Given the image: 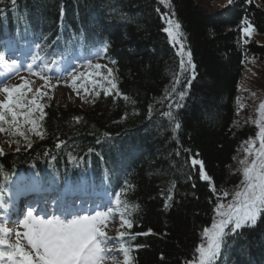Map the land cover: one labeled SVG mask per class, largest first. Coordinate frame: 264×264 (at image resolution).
<instances>
[{"label": "trees", "instance_id": "trees-1", "mask_svg": "<svg viewBox=\"0 0 264 264\" xmlns=\"http://www.w3.org/2000/svg\"><path fill=\"white\" fill-rule=\"evenodd\" d=\"M165 14L181 24L192 71L180 68L184 57L163 31ZM27 16L39 23L38 56L47 62L106 47L116 89L98 92L88 106L45 101L38 122L43 138L36 135L18 150L0 146L9 182L26 172L44 188L68 181L77 189L119 192L121 200L138 206L130 217L133 227L121 231L135 236L121 238L132 264H186L224 189L242 181L231 166L256 134L252 122L236 126L237 98L248 62L264 63V0H231L216 9L201 0H0V49L5 40L33 32ZM245 20L252 37L242 33ZM71 36L75 42L61 47ZM169 110L179 129L164 115ZM4 111L0 128L8 125ZM193 157L203 161L210 181L199 165L192 166ZM215 264H264V216L230 236Z\"/></svg>", "mask_w": 264, "mask_h": 264}, {"label": "snow or ice", "instance_id": "snow-or-ice-1", "mask_svg": "<svg viewBox=\"0 0 264 264\" xmlns=\"http://www.w3.org/2000/svg\"><path fill=\"white\" fill-rule=\"evenodd\" d=\"M164 2H167V0H164ZM12 3L14 4L15 0H12ZM229 3H231V0H229ZM169 7H171L170 4ZM164 19L167 27L163 31L168 34L172 42L179 44L180 56L187 57V60L182 58L180 61L182 72H187L195 66L191 62V53L184 51L185 46L181 42L184 37V33L181 31V24L171 19L167 14H165ZM244 23L248 26L242 28V33L250 35L252 26L248 24L247 20ZM101 51H106V47L101 49ZM37 59V57H33L32 64L27 65L29 70L32 69V65L36 63ZM55 63H57L55 60L50 63H44L40 70L50 69L51 64ZM87 63L91 64L92 61L88 60ZM0 66L19 71L17 60L9 62L3 54H0ZM96 67L100 68L101 65H96ZM75 79L76 77H73V82H75ZM176 79L174 77V81ZM188 85L190 86V80ZM115 87L116 85L113 84L112 88ZM3 91L8 93L9 103H0V108L6 109L7 112L11 113L12 121H16L18 113L14 105L18 104L19 101H13L12 92L7 87L3 88ZM171 91H175V87ZM40 95L43 96L44 94L41 92ZM177 95L182 100L186 92L181 91ZM123 99L134 103L127 95H124ZM10 104H13V107H10ZM181 106L179 102L176 104L177 108ZM24 107L27 110L19 115L23 116L25 122L31 125V129L43 138L42 132L37 131L38 121L30 119L32 109L35 108L40 112L39 119L43 120V107L35 99L30 102L26 101ZM260 110L261 120L256 121L260 126L258 134L260 147L256 150V159L250 163L248 162L247 155H251V148H248L245 149L247 153L245 159L240 161L241 165H244L241 170L244 177L242 181L243 187L232 194V200L227 204L221 200L215 205V217L211 226L203 229L201 242L195 248L193 259L187 261L186 264H215L230 236L238 235L245 227H254L258 219L264 216V122H262L264 121V103L260 104ZM6 114L5 111H0V122L6 119ZM164 115L173 121L175 129L180 128V123L176 120L171 110L164 113ZM75 119L77 122L80 120L79 117ZM3 130V128H0V131ZM19 135L27 138L24 132H20ZM108 135L105 133V136ZM60 143H63V141ZM59 146L60 144H57V147ZM29 147H31V144H29ZM254 147L255 141H252V148ZM0 153H2V149H0ZM191 164L193 167L196 165L200 166L204 180H211V177L203 172V161L193 157ZM10 179V175L4 172L3 166L0 165V213H4L0 214V264H105L106 259L110 258L112 253V249L108 247V244L110 241L114 242L115 240V238L108 236L104 231L109 218L118 214L122 221L121 226L133 227L130 217L138 206H130L127 200H121V193L118 192L115 193L114 206L105 207L103 210H95L92 214L81 215L69 210L62 212L61 215H52L45 218L44 215L37 214V210L34 207L29 206L22 214V219L18 220L24 231L9 230L3 221L9 219L14 206L13 202H11V192H7L8 202L5 201L7 191L5 186ZM212 190L215 192V187ZM222 195L227 197L229 193L225 191ZM171 200L172 195L169 194L165 207L169 206L168 202ZM125 216L129 218L125 219ZM125 235L135 239L134 235L126 234L125 232H120L119 238H123ZM13 236L15 237L14 240L12 239ZM121 250L125 254V264H131V258L128 255L129 249L122 246Z\"/></svg>", "mask_w": 264, "mask_h": 264}, {"label": "rangeland", "instance_id": "rangeland-1", "mask_svg": "<svg viewBox=\"0 0 264 264\" xmlns=\"http://www.w3.org/2000/svg\"><path fill=\"white\" fill-rule=\"evenodd\" d=\"M201 2H203V4H208L211 9H216L227 4L229 0H201ZM250 33L252 34L251 30ZM261 41H263V39ZM175 44L180 52L179 44ZM27 54H31V52ZM5 57L7 61L17 60L19 64V71H13L12 69L2 66L8 73L7 75L0 70L2 74L0 78V103H9V95L3 91L5 87L11 90L13 101H19L18 104L14 105L18 113L17 120L12 121L11 113L8 112V125L1 127L4 130L0 131V146L3 145L9 150L23 149L30 141L36 138L37 134L31 129V125L25 122L23 116L19 115L27 110L24 107L26 101L30 102L35 99L43 108L45 101L47 102L51 99L58 104L67 106H75L77 104L88 106L89 103L92 102L93 97L97 96L98 91H110L112 89L114 70L110 64H105V67H102L105 61L102 60L101 57L98 60V55L95 54L80 55L78 58H74L58 69L51 66L50 69H45L44 71L40 70L42 65L38 60L32 65V69L29 70L27 65L32 64L33 58L30 59L31 56H26V53L16 54L15 52H9ZM184 59L187 60V57L184 56ZM88 60H91L92 63L88 64ZM96 65H101V67L97 68ZM192 69L193 68H190V71H192ZM9 70H12L10 74L8 72ZM73 77H76L75 82H73ZM85 89H87V91H85ZM41 92L44 94L43 96L40 95ZM261 103H264V63L250 60L239 86L236 126H241L246 122H252L256 126V134L242 144L231 166L233 172H237L242 176V181L244 177L241 170L244 165H241L240 161L245 159L247 155L245 149L251 148V155H247L248 162L250 163L252 160L256 159V150L260 147L258 135L260 126L256 121L261 120ZM10 107H13V104H10ZM2 110L3 108H0V111ZM39 116V110L33 108L30 119H36L39 122ZM38 129L39 125L37 131ZM20 132H24L27 138L21 137L19 135ZM252 141H255L254 148H252ZM242 181L233 188L224 189L223 192L226 191L229 195L223 197L221 194L219 202L221 200L225 204L230 202L232 200V194L242 189ZM27 197H30L28 200H31L33 198L32 193H29ZM52 199V195L43 196L44 202L49 203L47 207L50 210V213L45 218L52 215H60L59 212H57L58 209L61 208L63 212L67 210L69 206H66V204L62 205V203H58V201L55 206H51L50 201ZM66 201L67 200H65V202ZM91 201L92 202H86L85 204L86 209H89L86 213L82 211L80 207L76 208V210L72 209L71 211L81 215L92 214L93 211L103 210L110 205L109 202H106V199L103 200L102 195H98L96 199L92 198ZM83 203L85 202L83 201ZM37 214L41 215V213L38 212ZM3 222L9 230L24 231L23 227L15 219L10 220L9 223L6 221ZM121 225L122 221H120L117 216H114L109 218L107 227L104 228L108 236L115 238L114 242L110 241L108 244V247L112 249V253L111 257L106 259L105 264H125V254L121 250L123 245L118 237L122 228ZM12 239L14 240L15 237L13 236Z\"/></svg>", "mask_w": 264, "mask_h": 264}, {"label": "bare ground", "instance_id": "bare-ground-1", "mask_svg": "<svg viewBox=\"0 0 264 264\" xmlns=\"http://www.w3.org/2000/svg\"><path fill=\"white\" fill-rule=\"evenodd\" d=\"M18 17H20V15H18ZM29 19H30V17L29 16H27ZM28 18H25L26 20L25 21H28L29 19ZM20 19H22L21 17H20ZM36 24H39V23H36ZM246 26H248V25H244L243 26V28L244 27H246ZM14 27V26H13ZM1 40H3V39H1ZM176 45V44H175ZM177 47V46H176ZM177 50H178V52H179V49H178V47H177ZM180 53V52H179ZM190 70V69H189ZM179 102V101H178ZM180 103V102H179Z\"/></svg>", "mask_w": 264, "mask_h": 264}]
</instances>
